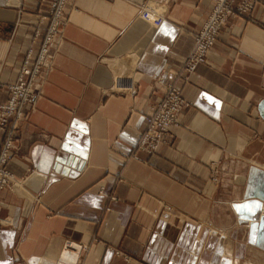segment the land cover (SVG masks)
<instances>
[{
	"label": "crops",
	"instance_id": "0c3cea01",
	"mask_svg": "<svg viewBox=\"0 0 264 264\" xmlns=\"http://www.w3.org/2000/svg\"><path fill=\"white\" fill-rule=\"evenodd\" d=\"M214 1H69L17 124L0 264H58L68 244L82 247L76 264H264V0L227 20L185 82ZM50 2L0 0V104L39 50ZM145 5L160 27L141 19ZM174 82L192 106L156 153L135 152Z\"/></svg>",
	"mask_w": 264,
	"mask_h": 264
},
{
	"label": "built area",
	"instance_id": "2783aa9c",
	"mask_svg": "<svg viewBox=\"0 0 264 264\" xmlns=\"http://www.w3.org/2000/svg\"><path fill=\"white\" fill-rule=\"evenodd\" d=\"M70 0H51L48 14V24L41 38L36 54L29 49L23 59L16 81L7 86L8 97L0 104V131L5 132L9 124L11 128L0 150V193L11 187L14 176L7 170L15 149L17 124L24 119L25 109H31L36 99L37 84L41 75L47 69L52 59V49L58 43L66 22L65 7ZM257 0H215L205 22L195 36V43L188 54L179 74V78L188 81L198 65L206 62L208 52L215 45L221 29L227 20L233 16H249ZM141 19L150 22L154 28L160 27L162 17L154 6L141 7ZM38 32L35 37L38 36ZM191 103L185 101L180 89L174 83L166 86V92L161 100L153 105L150 113L144 116L145 127L137 134L134 146L135 152L153 155L161 145L167 144L166 136L173 127L179 126V114ZM135 156V153L133 154ZM68 253H79L81 246L74 245ZM77 260H74L76 262Z\"/></svg>",
	"mask_w": 264,
	"mask_h": 264
},
{
	"label": "bare ground",
	"instance_id": "6f19581e",
	"mask_svg": "<svg viewBox=\"0 0 264 264\" xmlns=\"http://www.w3.org/2000/svg\"><path fill=\"white\" fill-rule=\"evenodd\" d=\"M77 256H78V253H76V255H75V253L74 254L68 253L64 249L58 264H76V262H74V260L75 259L77 260Z\"/></svg>",
	"mask_w": 264,
	"mask_h": 264
}]
</instances>
